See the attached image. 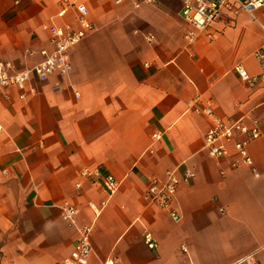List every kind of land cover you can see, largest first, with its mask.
Returning <instances> with one entry per match:
<instances>
[{
    "label": "crops",
    "instance_id": "1",
    "mask_svg": "<svg viewBox=\"0 0 264 264\" xmlns=\"http://www.w3.org/2000/svg\"><path fill=\"white\" fill-rule=\"evenodd\" d=\"M66 3L84 5L94 27L69 50L71 71L31 76L22 99L0 89V264H62L81 225H91L86 264H239L250 254L264 264V140L247 146L255 177L232 166L233 151L206 153L209 120L194 111L210 103L226 122L257 117L264 132L262 83L234 70L262 71L264 8L225 11L188 42L180 0H0V61L17 71L43 61L54 28L74 25L75 8L57 16ZM168 171L180 179L178 220L144 198L148 179ZM64 202L78 208L74 224L61 218Z\"/></svg>",
    "mask_w": 264,
    "mask_h": 264
},
{
    "label": "built area",
    "instance_id": "2",
    "mask_svg": "<svg viewBox=\"0 0 264 264\" xmlns=\"http://www.w3.org/2000/svg\"><path fill=\"white\" fill-rule=\"evenodd\" d=\"M124 0H115L121 3ZM135 7L142 3H154L156 0H131ZM180 16L189 25L184 37L188 42H192L198 33L206 32L211 25L221 18V14L225 11L230 15H235L239 11L253 13L255 10L264 8V0H180ZM69 8H75L76 15L74 25L56 26L51 33L50 41L52 43V51L42 53L45 58L40 63L29 69L17 71L13 65L6 61H0V89L7 87H15L20 92L18 97L24 98L27 93H33L34 88L26 90V85L31 76H35L39 81L45 80L50 74L57 73L65 76L71 71V63L69 60V50L83 39L89 32L93 30L92 23L87 18V8L78 4L66 3L58 11L57 16L63 17ZM208 37H212L208 34ZM152 36H147V40H151ZM256 57L261 63L262 71L259 75H249L247 70L241 65L236 64L234 70L245 83L255 85L262 83L263 99L261 104L264 105V55L257 54ZM78 96V94H76ZM193 106V105H192ZM196 112H202L208 117L209 126L204 134V149L206 153L215 159L225 158L231 151L234 152L235 158L232 160V166H247L255 177L261 176L257 169L253 166L252 159L247 151L248 143L254 139H263L264 132L260 129V121L257 117L249 118L250 123H246L244 118L235 121L226 122L217 117L210 103L202 108H194ZM241 135L240 138H236ZM159 138V134H155ZM92 173L88 169L81 170V176L90 177ZM192 173H185L182 180L187 182ZM104 190L107 194H113L118 183L112 176L104 177ZM180 179L174 171H168L163 179L150 178L147 181L144 198L147 202L165 209L169 212L174 220H178V214L172 209L177 187ZM79 188L80 184L77 183ZM98 212V210H97ZM78 214V208L74 204L64 202L61 207V218L69 224H74ZM78 237L74 243L70 254L63 258L62 264H86L92 251L90 245L91 225H81L77 228ZM143 239L148 248L155 247V241L149 232H145ZM186 251L185 247L181 248ZM264 249V245L260 248ZM253 254L246 255L239 259L238 263L257 264L253 261ZM106 264H115L114 260L109 259Z\"/></svg>",
    "mask_w": 264,
    "mask_h": 264
}]
</instances>
